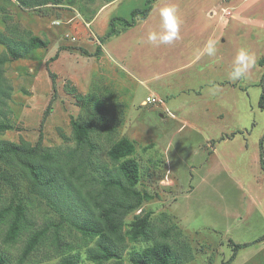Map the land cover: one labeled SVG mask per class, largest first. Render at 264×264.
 <instances>
[{"label": "rangeland", "instance_id": "rangeland-1", "mask_svg": "<svg viewBox=\"0 0 264 264\" xmlns=\"http://www.w3.org/2000/svg\"><path fill=\"white\" fill-rule=\"evenodd\" d=\"M169 5L181 21L179 38L154 45L149 33L162 30L158 10ZM146 7L147 0H66L59 6L38 0L29 7L0 0L1 33L10 34L17 25L20 35L31 31L49 42L4 66L12 88L8 118L13 130L0 140L35 144L44 121L43 148L69 154L76 147L71 120L85 114L75 95L102 97L123 119L118 139L135 144L142 170L138 189L153 198L136 214H151L154 239L128 243L123 264H131L130 252L163 242L160 232L167 228L181 234L178 242L190 253L188 264H222L233 253L230 241L250 244L232 264H264V241L254 243L264 236V110L259 106L264 0H152L146 18L138 15L128 27L115 21L113 34L105 38L114 18L130 21L133 10ZM209 39L216 55L196 59ZM241 48L253 54L254 63L244 78L233 81L229 73ZM5 50L0 44V55ZM148 97L157 103L148 104ZM106 153L100 152L97 166L112 168ZM16 185L13 176L11 183L0 177V208L21 197L35 229L59 222L43 199L29 193V185ZM5 233L1 226L0 250L19 264L29 234L8 244ZM64 235L83 254L93 245L66 226ZM171 238L167 241L178 246ZM59 260L48 239L23 264Z\"/></svg>", "mask_w": 264, "mask_h": 264}, {"label": "trees", "instance_id": "trees-1", "mask_svg": "<svg viewBox=\"0 0 264 264\" xmlns=\"http://www.w3.org/2000/svg\"><path fill=\"white\" fill-rule=\"evenodd\" d=\"M18 1L22 6L29 7L38 0ZM42 1L59 6L66 0ZM151 10L152 0H147L145 9L132 11L130 21L121 17L114 18L105 38L113 34L115 21L127 27L132 26L138 15L144 19ZM0 44L6 48L0 55L1 136L13 130L8 118V113L11 112L8 100L12 88L4 76V66L11 61L25 58L34 50L47 48L49 42L34 36L31 31L20 35V29L15 25L10 34L0 32ZM57 56L58 54L52 60H56ZM75 99L85 114L71 120L76 147L69 154L43 148L44 121L35 144L23 139L19 142L0 140V177L11 183L13 176L17 183L16 188L25 183L29 185V193L37 194L59 217L58 223L38 230L29 217L24 198L17 197L16 204L11 203L0 208V227L6 226V243H16L25 233L29 234L19 264H23L37 252L48 239L60 259L58 264H123L128 243H150L154 239L151 214H142L143 211L136 214L145 202L153 198L148 192L138 189L142 170L135 157V144L127 138L118 139V128L123 119L107 108L104 98L95 94L75 95ZM259 106L264 110V94ZM50 110L51 107L47 109L44 120ZM101 139L104 144L99 143ZM260 146V161L264 171V151L262 144ZM104 149H107L106 154L113 164L112 168L97 166L99 154ZM6 171L12 172V175L8 176ZM95 172L98 176H95ZM132 214L134 217L128 222L127 218ZM65 226L91 240L93 245L87 246L83 254L67 242ZM179 236L180 233L172 235L167 228L160 232L163 242L149 245L141 251L130 252L128 260L131 264H188L190 253L185 250L183 243L178 242ZM169 238H174L178 246L169 243ZM263 241L264 236L254 243ZM230 244L233 253L222 264H232L238 252L250 245L236 244L233 241ZM0 264H13L1 250Z\"/></svg>", "mask_w": 264, "mask_h": 264}, {"label": "clouds", "instance_id": "clouds-1", "mask_svg": "<svg viewBox=\"0 0 264 264\" xmlns=\"http://www.w3.org/2000/svg\"><path fill=\"white\" fill-rule=\"evenodd\" d=\"M159 16L162 20V30L159 33L150 32L148 40L154 45H169L179 38L181 21L177 15L175 6L169 5L159 8ZM207 54L212 57L216 55L215 41L209 39L202 50L196 53V59ZM254 63V56L247 49L241 48L233 61L229 79L233 81L241 80Z\"/></svg>", "mask_w": 264, "mask_h": 264}, {"label": "built area", "instance_id": "built-area-1", "mask_svg": "<svg viewBox=\"0 0 264 264\" xmlns=\"http://www.w3.org/2000/svg\"><path fill=\"white\" fill-rule=\"evenodd\" d=\"M146 102L148 104H155V103H157V100L155 98H147Z\"/></svg>", "mask_w": 264, "mask_h": 264}, {"label": "crops", "instance_id": "crops-1", "mask_svg": "<svg viewBox=\"0 0 264 264\" xmlns=\"http://www.w3.org/2000/svg\"><path fill=\"white\" fill-rule=\"evenodd\" d=\"M149 98V97H148Z\"/></svg>", "mask_w": 264, "mask_h": 264}]
</instances>
